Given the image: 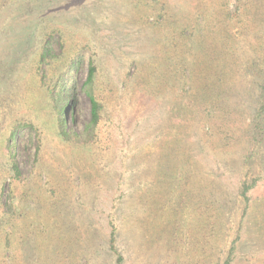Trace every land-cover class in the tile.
Returning a JSON list of instances; mask_svg holds the SVG:
<instances>
[{
    "label": "rangeland",
    "instance_id": "rangeland-1",
    "mask_svg": "<svg viewBox=\"0 0 264 264\" xmlns=\"http://www.w3.org/2000/svg\"><path fill=\"white\" fill-rule=\"evenodd\" d=\"M263 74L264 0H0V264H264Z\"/></svg>",
    "mask_w": 264,
    "mask_h": 264
},
{
    "label": "trees",
    "instance_id": "trees-1",
    "mask_svg": "<svg viewBox=\"0 0 264 264\" xmlns=\"http://www.w3.org/2000/svg\"><path fill=\"white\" fill-rule=\"evenodd\" d=\"M44 52H46V51H44ZM94 74H95V67L92 64H90L89 70H88V76H87V80H86V86H85V92H86V95L89 97L90 105H91L90 127L95 126L96 123L98 122V119H99L98 114H99V110H100V105L95 100L94 96L92 95L91 88H90L92 81L94 80ZM260 88H261L260 95H261V98L264 100V74H263V81L261 82ZM68 93H70V92H68ZM63 104H64V106H61L59 108L60 115H62L66 111V109L69 107L68 104L65 106V102ZM263 112H264V103H262V105L260 106V110H259L258 114L260 115V113H263ZM259 115L257 118H259ZM58 128H59V135L61 136V138L63 140L64 139L69 140L70 136L67 133V131L65 130L66 126H65V123L61 117H59ZM14 135H15V130H13L9 133L8 140H7V155H8L9 160L11 161L10 162L11 163V166H10L11 171L14 173V175H18V170H17L15 162H14V153H13V148H12L13 146L11 144H9V142L13 141ZM249 188H250V185L243 184L240 195L244 199H247L246 195H247ZM110 248H111V251L113 252V254H116V264H121L122 263V257L117 253V251L115 250V248L112 244L110 245Z\"/></svg>",
    "mask_w": 264,
    "mask_h": 264
}]
</instances>
